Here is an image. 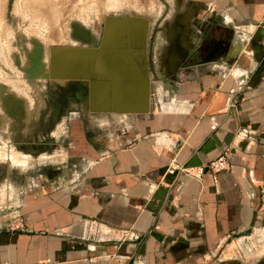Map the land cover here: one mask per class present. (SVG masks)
I'll list each match as a JSON object with an SVG mask.
<instances>
[{
  "label": "crops",
  "instance_id": "1",
  "mask_svg": "<svg viewBox=\"0 0 264 264\" xmlns=\"http://www.w3.org/2000/svg\"><path fill=\"white\" fill-rule=\"evenodd\" d=\"M201 1L203 29L229 30L225 49L243 37L238 56L157 80L147 47L109 51L119 63L84 78V110L101 126L90 141L73 126L60 160L70 169L0 219V264H264V0ZM223 152L228 167L213 172Z\"/></svg>",
  "mask_w": 264,
  "mask_h": 264
},
{
  "label": "rangeland",
  "instance_id": "2",
  "mask_svg": "<svg viewBox=\"0 0 264 264\" xmlns=\"http://www.w3.org/2000/svg\"><path fill=\"white\" fill-rule=\"evenodd\" d=\"M26 3L40 12L43 24ZM201 5V0H0V219L6 226L26 198L53 187L52 169H70L60 161L70 160L73 150L69 130L82 122L80 137L90 141V128L101 126V115L84 110L85 80L74 77L85 67L78 59L85 57L66 54L97 50L109 40L125 49L128 42L143 45L149 73L161 80L170 74L169 52L193 41L195 29L204 33ZM87 149L93 150L83 146L85 154Z\"/></svg>",
  "mask_w": 264,
  "mask_h": 264
},
{
  "label": "water",
  "instance_id": "3",
  "mask_svg": "<svg viewBox=\"0 0 264 264\" xmlns=\"http://www.w3.org/2000/svg\"><path fill=\"white\" fill-rule=\"evenodd\" d=\"M237 38H239V39H237ZM108 43H109V45H107V46L105 44L104 45L102 44V47L97 49V50H95L92 47L91 48H83L84 50H94V55L90 58H87V59H82V60L78 59L80 62H82L81 67H83L82 65H84V64H85V67L80 69L81 74L74 76V77H76L75 79L84 80V78H87V77H89L91 81H93V79L94 80L102 79L103 76H106L103 72L104 67L107 68L108 65H111V64L114 65V64L119 63V58L116 59L117 61H114L112 59V57H110L108 55V52L110 51L114 54H118V56L120 57V56H122L121 55V49H120L121 47L120 46L118 47V45H115V43H112V42L110 43V40ZM243 45H244L243 37H241V36L239 37L238 33L234 32L233 39H231V41H229V45H228L226 54L224 56L225 60L227 62H229L230 60L236 58L238 56L239 52L241 51ZM128 46H135V45H134V43L128 42ZM196 49H197V46L194 47L193 44H189L188 46H185L179 50V53L181 55L179 57L175 55L176 52L172 51L171 60L169 61L170 65L172 66V69H171L172 71L169 75H172V73L175 72L176 68L182 69V67L186 66V67L191 69V72H189L187 77H189L191 79H195L196 77H198L200 75V73H202V71L205 68L213 67L215 62H213V59H207V58H204L200 61H190V62H187L186 64H182L184 57L186 56L187 58H190V56L196 51ZM77 50H79V49H77ZM101 51H102V53H104V56H103L104 58H103L102 63L99 60V53ZM75 60H77V59H75ZM144 75H145V73H144ZM71 77H73V76H71ZM99 81H101V80H99ZM91 96H92V92L90 91V97ZM146 96H148V91L146 93Z\"/></svg>",
  "mask_w": 264,
  "mask_h": 264
},
{
  "label": "flooded vegetation",
  "instance_id": "4",
  "mask_svg": "<svg viewBox=\"0 0 264 264\" xmlns=\"http://www.w3.org/2000/svg\"><path fill=\"white\" fill-rule=\"evenodd\" d=\"M229 37H230L229 30L226 29L225 27L218 26V28L215 27L210 30H204V33L200 36V39L198 40V42L194 44V47L197 46L196 51L190 56V58H187L185 56L182 61V64H186L187 62H190V61H200L204 58L213 59V62L219 60L221 56L224 53H226L225 50L227 48L225 49V46L227 44V40L229 39ZM173 50L174 49H172L168 55L169 73H171L172 71L171 70L172 66L170 65L169 61L171 60V54ZM179 50L178 52L175 53V55L178 57L181 56L179 53ZM84 57L85 59L88 58V56H84ZM189 71L191 72V69L186 66L182 67V69L176 68L175 72H173L172 75L177 78L187 77L189 74Z\"/></svg>",
  "mask_w": 264,
  "mask_h": 264
},
{
  "label": "built area",
  "instance_id": "5",
  "mask_svg": "<svg viewBox=\"0 0 264 264\" xmlns=\"http://www.w3.org/2000/svg\"><path fill=\"white\" fill-rule=\"evenodd\" d=\"M237 135L242 139L249 138V141L253 140L251 137V130L248 127L243 126V127L239 128V130L237 131ZM226 156H227L226 152L221 153L219 156H217L215 159H213L209 162L208 168L210 170H212L213 172H218L220 170L226 169L228 167L227 161H226ZM183 170H185V172H190L187 168H184ZM202 171H203V169L199 168V170L197 171V175L201 174ZM262 197L264 198V194L262 195ZM89 224H90L89 226L93 229L92 231H94L95 233L99 232V230H101V228L106 229L105 226H102L101 224L96 225L92 222H89ZM123 232L121 233V235L120 234L119 235L122 236Z\"/></svg>",
  "mask_w": 264,
  "mask_h": 264
},
{
  "label": "bare ground",
  "instance_id": "6",
  "mask_svg": "<svg viewBox=\"0 0 264 264\" xmlns=\"http://www.w3.org/2000/svg\"><path fill=\"white\" fill-rule=\"evenodd\" d=\"M27 4V3H26ZM33 5V4H32ZM26 7H30V9H32L34 6H30L29 4H27V6ZM31 11H34V16H36V17H39V18H41L40 16H39V11L37 10V9H32ZM43 22H44V20L41 18V24H43ZM42 27H45V26H42ZM41 28V27H40ZM44 30V29H43ZM113 33H115V32H113ZM118 33V32H117ZM119 38V37H118ZM75 45V44H74ZM87 54V51H81V50H75V52H69V53H67L66 55L67 56H70V58H77L78 56H85ZM81 56V57H82ZM1 86V85H0ZM24 110V109H23Z\"/></svg>",
  "mask_w": 264,
  "mask_h": 264
}]
</instances>
